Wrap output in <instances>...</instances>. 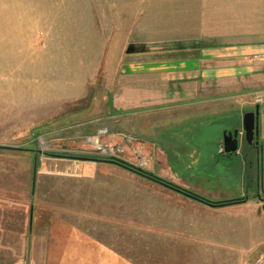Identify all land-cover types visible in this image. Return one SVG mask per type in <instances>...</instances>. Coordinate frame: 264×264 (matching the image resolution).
I'll return each instance as SVG.
<instances>
[{
  "label": "rangeland",
  "instance_id": "rangeland-1",
  "mask_svg": "<svg viewBox=\"0 0 264 264\" xmlns=\"http://www.w3.org/2000/svg\"><path fill=\"white\" fill-rule=\"evenodd\" d=\"M119 10L121 24L116 20ZM211 32L217 34L215 39L210 38ZM257 42L264 43V0H0V146L17 147L0 149V264H81L80 254L44 253L49 205L58 203L51 187L62 188L80 179L67 181L55 173H73L77 165L85 166L86 176H96L98 181H104V176L108 183L119 180L127 201L122 206V232L127 236L128 196L137 192V213L132 217L137 228L130 230L136 231L137 241L134 254H128L134 258L131 264H238L245 240L233 236L240 227L228 222L232 212L227 207L246 201L214 207L187 197L110 161L122 159L173 181L140 163L143 156H120L102 137L122 129L137 145L134 140L146 136L144 109L127 106L136 100L145 103V95L137 99L131 89L143 86L144 90L147 81H153L144 71L137 73L139 61L177 55L193 58L200 47ZM151 51L153 55L148 54ZM214 63L225 68L222 58L205 61L203 66ZM237 81L234 85L241 86L242 80ZM217 83L224 87L230 79ZM132 112L140 116H129ZM226 114L206 116L216 121L211 133L222 134V124L230 119ZM91 155L107 158L87 159ZM216 173L214 187L203 185L199 191L173 182L210 200L247 196L229 195L243 184L232 185L228 169L220 166ZM153 199L163 205L153 204L152 212L148 204ZM168 203L175 205L180 218L164 213ZM152 213L159 222L149 219ZM170 219L182 221L174 228L161 227L162 220ZM157 225L160 231H168L167 237H149Z\"/></svg>",
  "mask_w": 264,
  "mask_h": 264
},
{
  "label": "crops",
  "instance_id": "crops-1",
  "mask_svg": "<svg viewBox=\"0 0 264 264\" xmlns=\"http://www.w3.org/2000/svg\"><path fill=\"white\" fill-rule=\"evenodd\" d=\"M119 11L120 15L117 14L116 20L121 24L123 14L122 10ZM214 34L215 32L209 34L211 39L216 38L217 34ZM217 45L202 50L200 47L198 55L193 58L179 57L176 54L177 56L162 57L159 60L148 58L139 61L137 73L144 71L146 77H151L153 81H147L144 90L143 86L136 87L134 92L133 87L131 89V94L136 95L137 99L144 94L145 103L136 100L127 106L144 109L143 119L148 128L146 136L136 138L135 145L132 144V139L125 136V131L118 129L109 137L103 136L102 141L113 146L116 152L122 153L120 156L128 155L131 159L134 155L143 156L144 161L140 163L149 170L164 174L178 184L198 191L203 185L214 187L218 181L216 171L220 166L228 169L231 174L229 173L230 177L227 178L231 184H243L236 193L229 195L249 197L242 205L227 207L232 212L228 222H234L236 227H240L235 230L237 232L233 236L245 240L241 250V263L246 259L264 257V201L259 198L264 195V43H248L240 47L234 45L226 48ZM148 54L154 53L151 51ZM217 58L224 59V69L218 68V62H215L217 64L214 63L213 67L203 66V62ZM130 66L134 67L133 64ZM221 78L230 79L229 85L226 83L222 87V83H217ZM239 79L242 80L241 86L234 85L238 84ZM187 83L190 85H186ZM120 106L126 109V105ZM257 108L259 141L257 144H249L246 143L248 141L241 119L247 112L256 111ZM227 112L231 113L226 114ZM219 113L226 114L230 119L222 124V134L211 133L210 129L216 121L206 116ZM128 115L140 116L136 112ZM213 128L216 131V128ZM235 130L239 131L237 152L223 154L221 147L224 137ZM221 156H224L226 161H221ZM211 166L216 170L213 171ZM84 168L83 165H77L73 173H55L65 176L67 181L74 177L80 179L70 184L66 182L62 188L58 185L51 187V190L56 189L58 203L49 205L47 226L44 227L48 229V241L44 253L52 257L80 254L81 264L133 263L134 258L128 254H134L132 247H135L137 241L136 231H130L137 228V220L132 219L137 213V192H129L128 196L131 216L127 219L130 226L124 227L129 228L127 236L122 232V206L127 201L123 200L125 196L119 180L112 179L113 183H108L105 181L107 177L104 176V181H98L96 176H86ZM113 168L120 171L122 169L116 165ZM32 179V194L35 195L36 177ZM59 189L61 192H58ZM162 202L153 199L148 207L153 212V204L163 205ZM174 206L164 207V213H168L172 218H180L176 215L179 210ZM34 213L35 208L32 206L31 225L34 222ZM149 219L153 223L159 222L153 213ZM169 221L171 224H168ZM169 221L162 220L161 227L174 228L182 220ZM153 223L152 225H155ZM156 228L158 230L150 231L149 237H154L155 234L167 237L166 229L160 231L158 225ZM173 231L179 232V229Z\"/></svg>",
  "mask_w": 264,
  "mask_h": 264
},
{
  "label": "trees",
  "instance_id": "trees-1",
  "mask_svg": "<svg viewBox=\"0 0 264 264\" xmlns=\"http://www.w3.org/2000/svg\"><path fill=\"white\" fill-rule=\"evenodd\" d=\"M15 149L13 147H8V146H0V149ZM47 155L49 156H61V157H73L74 155H70L69 153H55V152H46ZM92 156V155H91ZM78 158V157H76ZM86 158V157H84ZM103 158H107V157H87V159H93V160H98V161H102L104 160ZM124 164L126 165L125 168H128L130 171L135 172L141 176H144L148 179L153 180L156 183H159L163 186H166L168 188H171L173 190H176L177 192H180L181 194L187 196V197H191L193 199L199 200L202 203L205 204H212V206L214 207H221V206H226V205H230V204H237L239 202H244L246 201L249 197L246 196L244 198H229V199H223V200H210L207 197H204L198 193H195L187 188H184L176 183H174L173 181L166 179L164 177L158 176L150 171H147L143 168L137 167L133 164H130L126 161H124ZM138 169H140L139 171H137ZM259 198L264 201V195H260ZM210 204V205H211Z\"/></svg>",
  "mask_w": 264,
  "mask_h": 264
},
{
  "label": "water",
  "instance_id": "water-1",
  "mask_svg": "<svg viewBox=\"0 0 264 264\" xmlns=\"http://www.w3.org/2000/svg\"><path fill=\"white\" fill-rule=\"evenodd\" d=\"M243 125L245 131V137L249 144H257L259 141V109L256 111L247 112L243 118ZM238 134L239 131L235 130L234 133H228L224 137L223 147L225 152L236 153L238 149ZM6 147V146H5ZM17 148V147H13ZM84 159V157H78ZM110 161L125 167L124 160L122 159H111ZM138 169L137 171H139ZM211 204V203H210ZM212 205V204H211Z\"/></svg>",
  "mask_w": 264,
  "mask_h": 264
},
{
  "label": "built area",
  "instance_id": "built-area-1",
  "mask_svg": "<svg viewBox=\"0 0 264 264\" xmlns=\"http://www.w3.org/2000/svg\"><path fill=\"white\" fill-rule=\"evenodd\" d=\"M242 264H264V257H261L255 261H250Z\"/></svg>",
  "mask_w": 264,
  "mask_h": 264
},
{
  "label": "flooded vegetation",
  "instance_id": "flooded-vegetation-1",
  "mask_svg": "<svg viewBox=\"0 0 264 264\" xmlns=\"http://www.w3.org/2000/svg\"><path fill=\"white\" fill-rule=\"evenodd\" d=\"M221 148H222V153H223V154H231V153L225 152V149H224L223 145H222Z\"/></svg>",
  "mask_w": 264,
  "mask_h": 264
}]
</instances>
